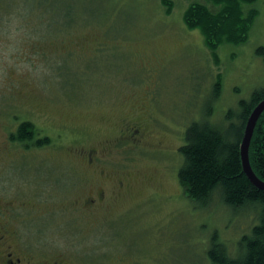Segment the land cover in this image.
<instances>
[{"label":"rangeland","instance_id":"rangeland-1","mask_svg":"<svg viewBox=\"0 0 264 264\" xmlns=\"http://www.w3.org/2000/svg\"><path fill=\"white\" fill-rule=\"evenodd\" d=\"M85 1L95 10L107 8L112 35L99 24L81 22L63 35L29 37L24 34L29 19L18 15L37 4L0 0V135L13 131L17 121L30 120L54 142L32 151L10 147L12 159L3 161L28 165L4 170L2 181L24 185L25 197L32 199L29 184L41 187L52 178L43 169L55 172L61 164L64 187L55 196L73 190L83 194L108 186V180L125 184L115 199L131 209L129 222L113 245L103 226L94 228L100 219L81 213L56 221L47 216L45 224H38L45 229L39 233L27 226L34 237L74 254L79 264H106L109 255L117 254L138 258L140 264H209L205 250L213 234L234 245L249 232L253 213L234 216L217 198L208 208L196 207L176 176L179 147L184 128L203 111H209V122L221 123L241 99L264 88V51H258L264 48V0L253 2L257 14L244 40L223 42L214 50L198 28L183 20L192 2L205 0ZM32 45L40 52L33 54ZM28 56L37 61L34 66ZM95 58L96 66L89 63ZM63 62L84 75L74 96L55 82L54 67ZM215 83L219 93L210 100ZM131 121L148 131L142 144L122 136ZM90 148L99 151L95 160L109 174L103 179L84 169ZM71 167L78 173L71 174ZM6 188L15 191L13 185Z\"/></svg>","mask_w":264,"mask_h":264},{"label":"trees","instance_id":"trees-1","mask_svg":"<svg viewBox=\"0 0 264 264\" xmlns=\"http://www.w3.org/2000/svg\"><path fill=\"white\" fill-rule=\"evenodd\" d=\"M32 1L37 6L32 12L29 9L27 14L36 15L43 24L30 26L28 34L31 36L63 35L69 32L65 28L81 22L99 24L105 34L112 35L109 32L112 22L107 19V8L104 9V6L95 10L93 7L97 6L85 0H79L77 4H66L65 0ZM205 1L210 5L192 2L183 12L185 24L190 28H198L205 43L213 50L223 42L239 43L244 40L243 37L257 14L252 6L255 0ZM166 9L169 11L170 6H166ZM61 30L63 33L58 34L57 31ZM31 49L33 54L40 52L34 45ZM258 51L263 52L264 48H259ZM28 57L34 66L37 61L33 56ZM89 63L96 66L99 60L95 58ZM54 68L57 71L55 82L61 88L63 86L65 94L74 96L82 81L81 76H84L83 72L68 69L65 62ZM218 93L219 86L215 83L209 99L212 100ZM262 99L264 88L255 89L248 99L238 102L236 110L229 109L226 112L223 122H209V111H203L201 118L192 120L183 130V143L179 147L182 163L176 176L195 206L208 208L213 199L217 198L234 216L253 213L249 232L241 234L234 245L229 246L226 241H220L213 234L205 250L209 264H264V190L249 180L243 171L240 156V143L247 119ZM18 134L25 140L30 137L26 123L19 126ZM122 136L126 137V131ZM42 143L46 146L54 144L49 136ZM248 156L253 172L264 181V110L256 121Z\"/></svg>","mask_w":264,"mask_h":264},{"label":"flooded vegetation","instance_id":"flooded-vegetation-1","mask_svg":"<svg viewBox=\"0 0 264 264\" xmlns=\"http://www.w3.org/2000/svg\"><path fill=\"white\" fill-rule=\"evenodd\" d=\"M32 6V3H31ZM29 8L26 7L20 11V15L16 11L18 16H26L29 19V23L24 25L26 31L24 34L29 37H47L42 35L31 36L28 34L29 27L32 25H42L43 23L38 18H29L30 13L27 14ZM22 23V21H20ZM22 26V25H19ZM63 33V30L57 31L59 34ZM22 123H26L30 137L22 138L18 134V128ZM126 137L133 142L142 144L148 131L145 130L141 124L135 121H131L125 126ZM48 138V135L43 133V130H37L35 124L30 120H19L15 126V129L11 132L0 135V264H79L74 260V254L64 252V250L54 242L41 241L43 238L34 237L30 231L27 230V226L36 228L39 233L41 230H45L39 225L45 224L43 220L50 216L52 219L62 218L63 216L75 217V214H84L86 217H90L96 222L95 229L103 226L105 232L109 233V239L111 245L114 244V238H118L120 230L129 222L127 220L128 210L126 206L118 201L116 196L118 193L123 192L125 184L120 181L118 183L108 180L111 184L108 186H97L89 190L84 191L83 194H77L76 190H73L66 197L64 194H57L62 199H57L54 192L61 190L64 187L62 181L63 167L57 168L55 172L51 169L44 168L43 174H46L49 170V177L46 178L44 183H41V187H37V184H29V191L32 199L26 198L24 185H15L9 181L12 179H4L2 181V175L4 170H14L17 165L26 166V163H6L4 159H12L14 152L10 147L21 148L25 151H32L36 148L46 146L43 141ZM44 144V145H43ZM159 149H162V143H157ZM103 147L102 149L107 148ZM96 148H90L87 154V161L84 163L85 170L91 173H97L98 176L105 178L106 175L103 171L105 168L98 159ZM85 152V151H83ZM99 152V151H98ZM12 167L10 168V166ZM14 165L15 168L13 167ZM71 174L78 173L79 168H68ZM42 174V173H41ZM13 185L15 191L7 189V186ZM68 186V185H67ZM37 190V191H36ZM74 192V193H73ZM151 197L147 203L152 202ZM144 203L137 204L139 207ZM68 223V222H67ZM56 228H59L58 226ZM117 245V244H115ZM122 245V243H120ZM72 248V247H70ZM69 250V249H67ZM106 264H140L138 258L129 259L127 255L117 254L109 255Z\"/></svg>","mask_w":264,"mask_h":264},{"label":"water","instance_id":"water-1","mask_svg":"<svg viewBox=\"0 0 264 264\" xmlns=\"http://www.w3.org/2000/svg\"><path fill=\"white\" fill-rule=\"evenodd\" d=\"M264 110V99H262L260 102H258L255 107L252 109L245 128L243 132V137L240 143V156H241V163L242 168L249 180L258 188L264 190V181H262L260 178H258L255 173L253 172L250 162H249V156H248V150H249V144L250 140L253 134V130L256 124L257 119L259 118L260 114Z\"/></svg>","mask_w":264,"mask_h":264}]
</instances>
